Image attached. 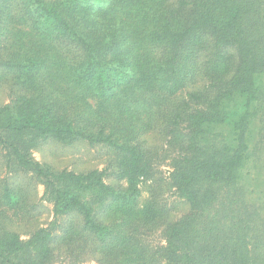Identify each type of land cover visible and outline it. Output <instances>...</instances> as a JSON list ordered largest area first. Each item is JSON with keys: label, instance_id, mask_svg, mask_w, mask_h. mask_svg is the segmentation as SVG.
<instances>
[{"label": "trees", "instance_id": "obj_1", "mask_svg": "<svg viewBox=\"0 0 264 264\" xmlns=\"http://www.w3.org/2000/svg\"><path fill=\"white\" fill-rule=\"evenodd\" d=\"M0 41L15 95L0 105V147L55 219L77 217L63 264H82L88 238L102 264H264V0H0ZM155 129L189 204L174 222L157 186L138 205ZM50 139L106 145L115 165L57 171L31 152ZM20 190L5 185L4 203L19 206ZM58 226L0 231V264H52Z\"/></svg>", "mask_w": 264, "mask_h": 264}, {"label": "rangeland", "instance_id": "obj_2", "mask_svg": "<svg viewBox=\"0 0 264 264\" xmlns=\"http://www.w3.org/2000/svg\"><path fill=\"white\" fill-rule=\"evenodd\" d=\"M8 79L9 76L4 75L0 67V105L15 96L14 87L12 88ZM195 87L197 86H190L189 89ZM186 91H183L182 95ZM177 99H180V97L177 96ZM142 138L151 155L153 174L148 178H140L138 182L141 190L138 205H143L151 197L150 190H152V187L157 186L158 201L160 205L167 209L168 221L174 222L189 210L187 200L176 187L171 185V169H173L171 157L175 151L166 147L165 141L157 129L143 135ZM31 152L36 160L49 164L57 171L65 169L77 173L107 167L111 168L109 169L111 171L112 164L115 165V160L117 159V154L106 145H91L85 140H78L71 144H64L52 139L45 140L40 142ZM5 159L6 156L0 147V231L12 230L17 232L22 238H26L37 228L50 227L51 222L56 220L59 226L56 227L54 234L59 238L54 242L55 257L52 264H63L67 260L63 251L69 245L74 246L79 244L80 241L76 238L68 243L60 236L65 232L64 229L68 226L71 219L78 222L77 217L75 215H64L55 219L51 203L46 201L43 196V186L29 173L22 170H8ZM105 181L108 184L124 185V182H119L114 176L110 175L105 177ZM5 185L13 191L17 190V188L21 189L19 192L23 201H21L19 206L11 207L4 203L2 195ZM78 227L80 228V225ZM160 229L156 228L145 239L152 245L164 243ZM86 240L84 243L86 247L79 254L81 263L102 264L100 258L103 252L95 249L97 244L92 239L88 238ZM157 264L165 263L160 258Z\"/></svg>", "mask_w": 264, "mask_h": 264}]
</instances>
